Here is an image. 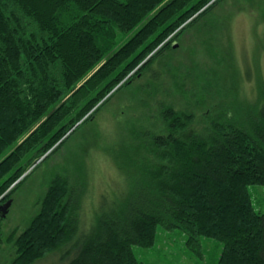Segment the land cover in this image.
<instances>
[{
	"label": "trees",
	"instance_id": "1",
	"mask_svg": "<svg viewBox=\"0 0 264 264\" xmlns=\"http://www.w3.org/2000/svg\"><path fill=\"white\" fill-rule=\"evenodd\" d=\"M221 1L0 0V202L132 84L148 106L170 74L172 38L208 35ZM157 105L123 136L116 163L130 171L92 222L78 205L85 185L52 179L14 241L16 264H143L133 248H150L159 229L198 255L203 239L218 242L217 264H264V213L249 192L264 186V98L233 117L230 102L196 103L207 107L199 119L178 101Z\"/></svg>",
	"mask_w": 264,
	"mask_h": 264
},
{
	"label": "rangeland",
	"instance_id": "2",
	"mask_svg": "<svg viewBox=\"0 0 264 264\" xmlns=\"http://www.w3.org/2000/svg\"><path fill=\"white\" fill-rule=\"evenodd\" d=\"M209 18L212 25L207 33L209 42L205 41L206 30L198 32L194 28L172 38L167 61L170 74H165L164 80L154 85L157 88L149 92V96H154L148 97L151 105L139 106L138 97L147 96L141 90L136 93L134 89L139 84H132L111 98L79 129L71 130L67 142L46 160L44 155L29 167L21 179L30 174L0 202L3 207L11 201L5 217L0 216V264H16L14 241L38 214L55 176L85 185L82 192L85 195L81 198L82 193H78V205L83 208L88 223L95 217L104 195L110 196L104 192L110 191L118 180H125L124 171H130L127 166L119 167L116 163L120 144H129L123 141V136L127 132L130 135L136 120L144 123L142 112L156 111L158 101H178L194 112L197 119L207 107L199 111L196 103L213 110L212 107L230 102L228 114L233 117L239 102L244 105L243 109L261 102L264 98V0H223L213 8ZM246 70L250 73L249 79ZM196 76L200 83H196ZM249 192L255 210L264 213V186H250ZM200 248V255L195 254L187 248L183 233L159 229L150 248L134 247L133 252L143 264L218 263L221 244L203 239Z\"/></svg>",
	"mask_w": 264,
	"mask_h": 264
},
{
	"label": "water",
	"instance_id": "3",
	"mask_svg": "<svg viewBox=\"0 0 264 264\" xmlns=\"http://www.w3.org/2000/svg\"><path fill=\"white\" fill-rule=\"evenodd\" d=\"M10 203H11V201L9 200L3 205V207H0V216L1 217H5V215L7 213V208L9 207Z\"/></svg>",
	"mask_w": 264,
	"mask_h": 264
}]
</instances>
